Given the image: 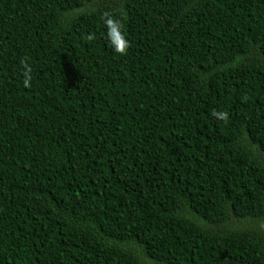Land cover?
I'll return each instance as SVG.
<instances>
[{"label":"trees","instance_id":"1","mask_svg":"<svg viewBox=\"0 0 264 264\" xmlns=\"http://www.w3.org/2000/svg\"><path fill=\"white\" fill-rule=\"evenodd\" d=\"M259 218L264 0H0V264H264Z\"/></svg>","mask_w":264,"mask_h":264},{"label":"clouds","instance_id":"2","mask_svg":"<svg viewBox=\"0 0 264 264\" xmlns=\"http://www.w3.org/2000/svg\"><path fill=\"white\" fill-rule=\"evenodd\" d=\"M102 19L106 27L107 40L110 43L113 51L119 56H126L130 48V42L128 41L125 35L122 20L117 19L112 13H109V12H105L103 14ZM86 38L89 41L95 39V37L92 34H88ZM20 64L23 69V72H22V75L24 77L23 86L25 88H30L33 69L26 59H22L20 61ZM211 115L215 119L219 121H223L225 123L228 121V118H229V114L227 111H217L214 109Z\"/></svg>","mask_w":264,"mask_h":264},{"label":"rangeland","instance_id":"3","mask_svg":"<svg viewBox=\"0 0 264 264\" xmlns=\"http://www.w3.org/2000/svg\"><path fill=\"white\" fill-rule=\"evenodd\" d=\"M253 224H256L257 231L259 232L260 236H262L264 234V218L257 219L256 222Z\"/></svg>","mask_w":264,"mask_h":264}]
</instances>
